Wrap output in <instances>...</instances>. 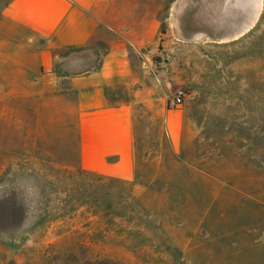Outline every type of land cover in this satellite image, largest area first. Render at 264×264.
Returning a JSON list of instances; mask_svg holds the SVG:
<instances>
[{"label": "rangeland", "instance_id": "obj_1", "mask_svg": "<svg viewBox=\"0 0 264 264\" xmlns=\"http://www.w3.org/2000/svg\"><path fill=\"white\" fill-rule=\"evenodd\" d=\"M260 2L256 12L241 0H96L101 43L122 30L138 46L135 181L12 170L0 264H264ZM177 90L176 152L165 120Z\"/></svg>", "mask_w": 264, "mask_h": 264}, {"label": "crops", "instance_id": "obj_2", "mask_svg": "<svg viewBox=\"0 0 264 264\" xmlns=\"http://www.w3.org/2000/svg\"><path fill=\"white\" fill-rule=\"evenodd\" d=\"M241 1L256 12L261 7L260 0ZM95 6L96 0H0V194L12 190V170L135 181L134 110L144 94L130 50L138 46L122 30L101 43ZM184 128L182 112L167 110V140L176 152Z\"/></svg>", "mask_w": 264, "mask_h": 264}, {"label": "built area", "instance_id": "obj_3", "mask_svg": "<svg viewBox=\"0 0 264 264\" xmlns=\"http://www.w3.org/2000/svg\"><path fill=\"white\" fill-rule=\"evenodd\" d=\"M186 94L183 90H177L172 97L166 101V107L168 110L178 109L184 102Z\"/></svg>", "mask_w": 264, "mask_h": 264}]
</instances>
